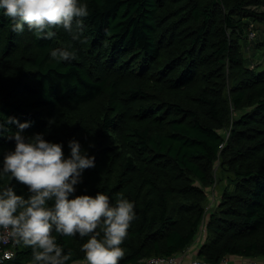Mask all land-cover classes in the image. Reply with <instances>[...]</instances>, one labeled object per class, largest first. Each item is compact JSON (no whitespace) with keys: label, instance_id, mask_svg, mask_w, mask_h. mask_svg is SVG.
I'll list each match as a JSON object with an SVG mask.
<instances>
[{"label":"trees","instance_id":"16d2710c","mask_svg":"<svg viewBox=\"0 0 264 264\" xmlns=\"http://www.w3.org/2000/svg\"><path fill=\"white\" fill-rule=\"evenodd\" d=\"M81 2L89 14L76 40L61 28L50 39L13 32L0 14V160L14 147L8 117L65 156L76 140L94 166L72 196L134 203L119 264L178 255L199 238L193 258L208 264L264 259V61L245 65L240 48L264 23V0ZM55 48L75 58L55 62ZM52 235L72 253L66 264L83 261L88 237ZM31 260L16 244L3 264Z\"/></svg>","mask_w":264,"mask_h":264},{"label":"clouds","instance_id":"9594fccd","mask_svg":"<svg viewBox=\"0 0 264 264\" xmlns=\"http://www.w3.org/2000/svg\"><path fill=\"white\" fill-rule=\"evenodd\" d=\"M0 14L11 18L13 32L27 27L38 39H50L56 34L54 29L61 28L76 40L82 29L80 18L89 13L81 0H0ZM49 57L60 62L74 59L75 53L55 48ZM5 123L15 124L17 130L8 137L14 147L0 160V181L5 177L10 181L0 183V233L4 238L30 247V264L69 261L71 251H65L52 233L88 237L81 246L83 264H119L124 256L120 245L135 219L134 203L122 195L110 203L103 192L72 196L83 171L94 166V157L76 140L67 142L70 151L65 156L62 145L45 140L42 133L25 136L27 121L8 117ZM6 131L5 124H0V135ZM12 181L26 186L27 197L16 193ZM12 255L4 252L0 264Z\"/></svg>","mask_w":264,"mask_h":264},{"label":"rangeland","instance_id":"374dc122","mask_svg":"<svg viewBox=\"0 0 264 264\" xmlns=\"http://www.w3.org/2000/svg\"><path fill=\"white\" fill-rule=\"evenodd\" d=\"M252 28L254 30H252ZM250 29L251 31H248L247 39L242 41L240 48L245 58L244 64L251 67L255 65V63H258L259 60L262 62L264 61V50L263 49L259 50L257 48L259 44L262 43L264 40L263 38L264 37V32H263L264 23L263 22L254 23L253 27H251ZM220 191H221V185H219V183L215 187L213 186L211 188H208L206 190V193L208 195L209 200L210 201L214 200V202L219 200ZM210 201H209V204H210ZM200 242L201 240L199 238L189 247V249L186 250V252L190 253L191 257L196 256L198 247L200 246L199 245ZM229 260H231L230 264H264V259H259V258L253 259V260H249L248 258H240V259L230 258Z\"/></svg>","mask_w":264,"mask_h":264},{"label":"built area","instance_id":"2783aa9c","mask_svg":"<svg viewBox=\"0 0 264 264\" xmlns=\"http://www.w3.org/2000/svg\"><path fill=\"white\" fill-rule=\"evenodd\" d=\"M16 243H14L11 239H5L3 233H0V256L3 255L4 252H11L13 254V248ZM183 255L184 251L178 255H170L165 257H150L141 260L138 264H184L183 263ZM229 257H224L216 264H230L231 260ZM187 264H208L203 260H199L196 258L189 259Z\"/></svg>","mask_w":264,"mask_h":264},{"label":"crops","instance_id":"0c3cea01","mask_svg":"<svg viewBox=\"0 0 264 264\" xmlns=\"http://www.w3.org/2000/svg\"><path fill=\"white\" fill-rule=\"evenodd\" d=\"M212 202H214V200L210 201L209 206H211ZM184 254L185 255H183V257H182L183 259L182 260H183V263L184 264H187V262L189 261V259H192L193 257H191L190 253L189 252H186V250L184 251ZM237 259H240V258H237ZM249 260H253V259H249ZM236 261H238V260H236ZM75 264H83V261L78 262V263H75Z\"/></svg>","mask_w":264,"mask_h":264}]
</instances>
